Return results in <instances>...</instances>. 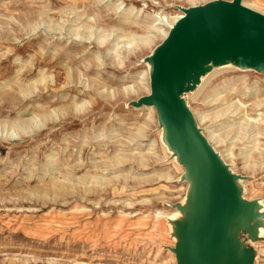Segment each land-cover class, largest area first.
<instances>
[{
	"label": "rangeland",
	"instance_id": "obj_1",
	"mask_svg": "<svg viewBox=\"0 0 264 264\" xmlns=\"http://www.w3.org/2000/svg\"><path fill=\"white\" fill-rule=\"evenodd\" d=\"M213 1L0 0V264H177L189 183L155 108L132 105L164 40L130 38ZM184 100L264 212V74L220 66ZM259 238L241 237L264 264Z\"/></svg>",
	"mask_w": 264,
	"mask_h": 264
},
{
	"label": "water",
	"instance_id": "obj_2",
	"mask_svg": "<svg viewBox=\"0 0 264 264\" xmlns=\"http://www.w3.org/2000/svg\"><path fill=\"white\" fill-rule=\"evenodd\" d=\"M184 13L153 55L150 96L134 108H155L163 141L184 168L189 183L184 215L174 221L177 264H255V251L241 239L260 241L264 212L257 200L242 197L238 180L201 134L184 96L214 68L236 65L264 74V14L243 0H217Z\"/></svg>",
	"mask_w": 264,
	"mask_h": 264
},
{
	"label": "bare ground",
	"instance_id": "obj_3",
	"mask_svg": "<svg viewBox=\"0 0 264 264\" xmlns=\"http://www.w3.org/2000/svg\"><path fill=\"white\" fill-rule=\"evenodd\" d=\"M259 4V2H257L255 5H258ZM245 7H247L248 9H252L253 10V8L250 6H247L246 4H243ZM181 18H183V16H175V17H172V18H168V19H166L165 20V23H166V26H167V28H168V30H165V29H162L164 26L162 25V27L161 28H157V26L158 25H160V24H158V25H154V26H152L150 29H153L152 30V32H151V34H152V36H147V37H133V38H130V39H132V42H131V44L133 45V44H137V47H139V48H141V45H143V46H150V44L153 42V40L156 38V37H161L163 40H165L167 37H168V35H169V32H170V30H171V27L178 21V20H180ZM162 21V20H161ZM164 21H162L161 23H163ZM149 29V30H150ZM151 31V30H150ZM78 33H80V32H78L77 31V35L79 36V34ZM150 34V35H151ZM75 35H76V33H75ZM80 37V36H79ZM123 37H125V36H123ZM122 42V41H121ZM124 42V41H123ZM130 43V42H129ZM136 47V48H137ZM144 76V75H143ZM145 78V77H144ZM230 110V109H229ZM228 110V111H229ZM228 111H227V113H228ZM224 114H220V116H223ZM220 116H217V117H215L216 119H218ZM201 120H203V118L201 119ZM242 139V138H241ZM240 139V140H241ZM207 141L210 143V142H216V136H215V134L214 133H211L208 137H207Z\"/></svg>",
	"mask_w": 264,
	"mask_h": 264
}]
</instances>
